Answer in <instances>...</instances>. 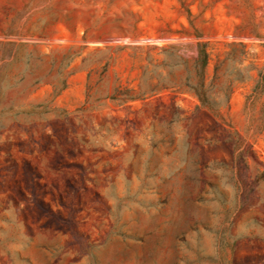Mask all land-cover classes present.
Segmentation results:
<instances>
[{
    "label": "rangeland",
    "instance_id": "1",
    "mask_svg": "<svg viewBox=\"0 0 264 264\" xmlns=\"http://www.w3.org/2000/svg\"><path fill=\"white\" fill-rule=\"evenodd\" d=\"M0 264H264V0H0Z\"/></svg>",
    "mask_w": 264,
    "mask_h": 264
},
{
    "label": "trees",
    "instance_id": "2",
    "mask_svg": "<svg viewBox=\"0 0 264 264\" xmlns=\"http://www.w3.org/2000/svg\"><path fill=\"white\" fill-rule=\"evenodd\" d=\"M203 46H204V44H202V46H200V48H199V56L203 57L205 59L207 57V52L205 51Z\"/></svg>",
    "mask_w": 264,
    "mask_h": 264
}]
</instances>
